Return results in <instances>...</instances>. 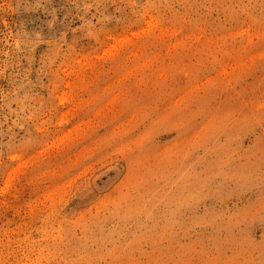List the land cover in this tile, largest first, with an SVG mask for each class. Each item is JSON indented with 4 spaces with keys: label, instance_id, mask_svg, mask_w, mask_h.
I'll return each mask as SVG.
<instances>
[{
    "label": "rangeland",
    "instance_id": "374dc122",
    "mask_svg": "<svg viewBox=\"0 0 264 264\" xmlns=\"http://www.w3.org/2000/svg\"><path fill=\"white\" fill-rule=\"evenodd\" d=\"M0 264H264V0H0Z\"/></svg>",
    "mask_w": 264,
    "mask_h": 264
}]
</instances>
